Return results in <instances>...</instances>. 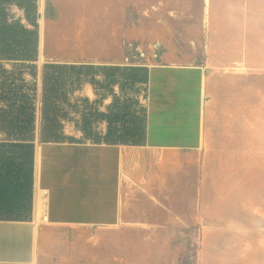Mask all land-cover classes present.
I'll list each match as a JSON object with an SVG mask.
<instances>
[{
  "label": "crops",
  "instance_id": "0c3cea01",
  "mask_svg": "<svg viewBox=\"0 0 264 264\" xmlns=\"http://www.w3.org/2000/svg\"><path fill=\"white\" fill-rule=\"evenodd\" d=\"M46 1L55 8L51 17ZM128 5L122 10L115 0H37L35 12L18 0L3 4L9 23L34 28L37 18L40 48L32 153L12 146L30 137L21 141L6 128L25 123L14 114L11 95L23 94L31 75L0 60V264L78 261L69 256L77 238L67 234L70 229L131 224L141 231L137 235L161 236L172 235L175 222L234 220L241 228L226 235L248 230L242 223L252 216L227 218L216 209L229 204V190L242 188V178L252 174V158L264 157V0H150L147 37L162 43L163 54L147 67L145 142L43 140L45 62L120 65L122 41L137 35L131 28L142 12L134 2L128 18ZM114 7L119 22L110 20ZM95 20L100 23L94 29L114 28L90 53L63 56L69 42L90 36L86 30ZM43 44L54 48L48 59ZM100 96L88 82L71 102L81 109L80 98L88 97L95 109L107 111L112 100ZM42 190L46 210L39 222Z\"/></svg>",
  "mask_w": 264,
  "mask_h": 264
},
{
  "label": "rangeland",
  "instance_id": "374dc122",
  "mask_svg": "<svg viewBox=\"0 0 264 264\" xmlns=\"http://www.w3.org/2000/svg\"><path fill=\"white\" fill-rule=\"evenodd\" d=\"M45 1V0H44ZM119 2L122 10L127 6L128 18H132L129 8L132 4L137 5L140 2L141 16L133 24L131 31L137 35L135 37H125L122 41L123 46L128 42L147 45L150 39L149 35V6L150 0H115ZM45 3V9L48 15L55 12V8ZM111 11V10H110ZM109 11V12H110ZM114 19L111 21L119 22L117 18V8L114 7ZM110 12V13H111ZM123 12V11H122ZM137 12V11H136ZM54 22H51L53 24ZM100 22L95 20L93 28L86 31L90 36H86L81 42L68 43L63 48V56H72L71 54H88L95 47L102 43L106 38L109 28H95ZM117 23H112V25ZM135 25V26H134ZM45 59L49 57L50 52L54 51L53 46L43 44ZM65 50V51H64ZM123 57L126 55V49L123 47ZM101 99L112 100L110 95H106V90H100ZM114 92L117 96L127 99L134 108L146 106L147 103V84L133 83L126 80L123 76L114 85ZM105 95V96H104ZM138 102V103H135ZM105 100H102V107H105ZM72 121L65 126L66 134L74 136V140L91 141L94 137H89L81 130L83 115L81 112H71ZM79 122V123H78ZM107 125L94 122L92 130L94 132H103ZM253 172L247 173L242 178V188H231L229 204L214 206L217 212L227 218H236L241 216L253 217L242 223L243 228H248L243 232L244 235H233L228 233V229L241 228L235 226L237 221L219 220L206 221L203 224L186 225L183 222H175L172 235L161 236H140L141 231L137 230L131 224H122L119 227L98 230L96 228H78L67 230L70 236H77L74 239V247L69 256L77 258L75 262H65L63 264H264V157L257 155L252 158ZM234 184V183H233ZM228 200V199H227ZM246 201L247 204L241 202ZM208 212V211H207ZM42 213L37 219L42 221ZM216 228L210 234L204 232V228ZM253 227V230L251 228ZM231 232V231H229ZM224 233V234H223ZM223 234V235H222ZM68 255V254H65Z\"/></svg>",
  "mask_w": 264,
  "mask_h": 264
},
{
  "label": "trees",
  "instance_id": "16d2710c",
  "mask_svg": "<svg viewBox=\"0 0 264 264\" xmlns=\"http://www.w3.org/2000/svg\"><path fill=\"white\" fill-rule=\"evenodd\" d=\"M7 0H0V60H12L14 64H20L13 69L28 71L31 79L26 82V91L23 94L12 92L11 98L14 105V114L25 117L24 124H9L7 132L17 134L19 139L29 142H15L13 148H34L32 143L35 134V117L37 103V70L36 61L39 57L40 35L37 18L33 20L34 28H27L20 22L14 24L7 21L3 12V4ZM27 10L37 11V0H18ZM16 59L24 61L17 62ZM8 70L2 67V71ZM97 75H103V80ZM123 76L133 83H147L146 66H123V65H94L90 63H64L47 61L44 64V90H43V124L42 136L44 141H75L74 136L65 132L66 123L71 122V112L81 111V130L87 136L95 140H104L110 143L140 145L146 140L147 134V108L140 106L134 108L127 100L117 96L114 85ZM92 83L100 90H106V95L112 97L107 111L94 108L88 97H81V109L77 103L71 102V95L81 90L86 83ZM105 96V95H104ZM20 101V106L17 103ZM138 103V102H135ZM106 121L107 131L101 135L92 130L94 122ZM27 122V123H26ZM22 138V139H21Z\"/></svg>",
  "mask_w": 264,
  "mask_h": 264
},
{
  "label": "built area",
  "instance_id": "2783aa9c",
  "mask_svg": "<svg viewBox=\"0 0 264 264\" xmlns=\"http://www.w3.org/2000/svg\"><path fill=\"white\" fill-rule=\"evenodd\" d=\"M126 55L120 62L123 66H150L160 61L163 54V45L160 41H153L147 45L134 44L128 42L125 44ZM46 190H42L45 197Z\"/></svg>",
  "mask_w": 264,
  "mask_h": 264
},
{
  "label": "bare ground",
  "instance_id": "6f19581e",
  "mask_svg": "<svg viewBox=\"0 0 264 264\" xmlns=\"http://www.w3.org/2000/svg\"><path fill=\"white\" fill-rule=\"evenodd\" d=\"M46 210V199L42 195V193L39 194V197L37 198V203H36V212L37 215H41L42 213H45Z\"/></svg>",
  "mask_w": 264,
  "mask_h": 264
}]
</instances>
